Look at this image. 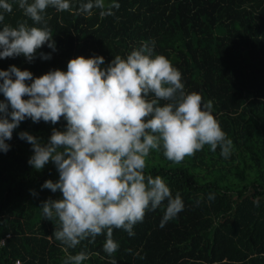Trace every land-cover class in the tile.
<instances>
[{
    "label": "trees",
    "instance_id": "1",
    "mask_svg": "<svg viewBox=\"0 0 264 264\" xmlns=\"http://www.w3.org/2000/svg\"><path fill=\"white\" fill-rule=\"evenodd\" d=\"M9 2L13 11L4 13L0 30L25 19L15 0ZM71 2V12L46 10L55 52L45 45L31 63L22 55L7 58L0 70L14 65L39 78L66 72L80 56H102L106 67L116 55L125 58L142 41L154 40V55L182 73L185 91L213 101L212 114L235 151L224 159L219 148L213 153L205 146L179 165L152 152L146 174L162 177L173 195L179 192L184 210L161 228L165 201L146 212L133 237L114 229L119 248L112 257L103 251L105 235L69 252L99 253L83 264L113 258L117 264H264V0H116L120 8L104 18L95 9L90 17L77 15L76 7L87 0ZM40 52L52 58L42 60ZM65 126L63 118L56 125L26 119L7 141L10 150L0 152V264H63L59 242L48 239L58 224L46 220L40 207L62 197L41 187L59 174L51 162L40 171L31 167V145L18 134L26 131L46 143L53 128Z\"/></svg>",
    "mask_w": 264,
    "mask_h": 264
},
{
    "label": "clouds",
    "instance_id": "2",
    "mask_svg": "<svg viewBox=\"0 0 264 264\" xmlns=\"http://www.w3.org/2000/svg\"><path fill=\"white\" fill-rule=\"evenodd\" d=\"M15 2L25 19L15 27L3 24L0 60L22 55L31 63L45 45L55 52L46 10L71 12V0ZM119 8L116 0H87L75 11L90 17L95 9L104 18ZM0 10L2 24L13 4L0 0ZM154 49V40L142 41L125 58L116 55L106 67L102 56H80L68 62L66 72L53 70L39 78L14 65L0 70L4 97L0 101V152L10 150L7 141L26 119L52 125L61 118L66 121L64 130L52 129L46 143L26 131L18 134L31 145V167L40 171L51 162L59 174L56 182L46 180L41 187L62 197L49 198L40 207L46 220L58 224L48 239L59 242L65 254L63 264H83L91 255H99L69 250L86 240L95 242L100 235L106 236L103 251L112 257L119 248L113 230L122 229L133 237L134 226L143 222L146 212L165 201L161 228L184 210L179 192L173 195L162 177L146 174L152 152H162L179 165L205 146L213 153L219 148L224 159L235 151L212 114L213 101L205 102L195 91L186 92L182 73L165 56L154 55ZM39 58L52 57L40 52ZM214 198L209 193L208 200ZM109 264L117 262L113 258Z\"/></svg>",
    "mask_w": 264,
    "mask_h": 264
},
{
    "label": "built area",
    "instance_id": "3",
    "mask_svg": "<svg viewBox=\"0 0 264 264\" xmlns=\"http://www.w3.org/2000/svg\"><path fill=\"white\" fill-rule=\"evenodd\" d=\"M16 264H19V262H16Z\"/></svg>",
    "mask_w": 264,
    "mask_h": 264
}]
</instances>
